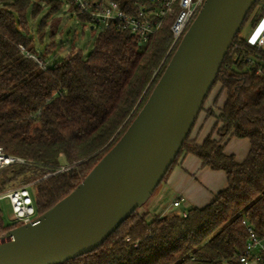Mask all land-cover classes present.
Masks as SVG:
<instances>
[{"label": "trees", "instance_id": "16d2710c", "mask_svg": "<svg viewBox=\"0 0 264 264\" xmlns=\"http://www.w3.org/2000/svg\"><path fill=\"white\" fill-rule=\"evenodd\" d=\"M43 1L49 8L38 23L41 42L64 4ZM116 1L128 10L136 8L135 0ZM261 2L250 9L211 90L221 85L215 104L226 94L219 113L208 109L218 119L217 136L199 144L189 134L164 178L181 156L192 154L203 166L224 170L227 189L207 206L190 208L186 216H152L137 209L101 246L62 264H245L240 257L249 234L243 220L264 236V49L250 45L242 29ZM43 11L35 0H0V146L28 160L0 169V191L16 180L22 185L35 181L31 191L38 214L71 193L118 141L179 44L172 45V16L143 44L129 31L111 26L96 34L87 54L70 49L43 69L19 47L38 53L29 12L37 18ZM75 11L92 28L89 18ZM263 15L264 8L253 27ZM56 35L53 30L52 41L40 53L46 60L56 52ZM232 137L250 140L243 162L225 152ZM63 166L69 168L58 172ZM17 225L6 223L0 209V233Z\"/></svg>", "mask_w": 264, "mask_h": 264}, {"label": "water", "instance_id": "95a60500", "mask_svg": "<svg viewBox=\"0 0 264 264\" xmlns=\"http://www.w3.org/2000/svg\"><path fill=\"white\" fill-rule=\"evenodd\" d=\"M256 1H204L125 132L71 193L0 238V264H62L91 252L152 196Z\"/></svg>", "mask_w": 264, "mask_h": 264}, {"label": "built area", "instance_id": "2783aa9c", "mask_svg": "<svg viewBox=\"0 0 264 264\" xmlns=\"http://www.w3.org/2000/svg\"><path fill=\"white\" fill-rule=\"evenodd\" d=\"M80 13L89 18L92 29H105L115 26L129 31L137 36L140 43H147L151 37L160 30L163 22L172 16L170 25L173 34V46L177 45L185 32L199 13L205 0H135L134 10L124 8L121 2L116 0H67ZM252 46L264 48V15L253 28L252 33L246 38ZM20 49L25 56L35 60L43 69L48 68L49 61L40 54L29 50L20 44ZM28 160L14 154L7 153L0 146V169L13 164H25ZM63 166L58 172L68 169ZM32 183L15 187H9L0 191V201L8 199L12 208L13 221L18 225L33 222L39 214L36 211ZM183 199L176 200L175 206H179ZM186 216L187 211L179 213ZM248 232V240L245 251L240 259L245 264H264V236L257 234L255 228L243 220ZM6 232L0 233V238Z\"/></svg>", "mask_w": 264, "mask_h": 264}, {"label": "crops", "instance_id": "0c3cea01", "mask_svg": "<svg viewBox=\"0 0 264 264\" xmlns=\"http://www.w3.org/2000/svg\"><path fill=\"white\" fill-rule=\"evenodd\" d=\"M35 1L43 5L44 9L46 7L49 8V4L46 1ZM70 5L67 0H64L61 10L56 14L61 15L65 9L70 12V16L77 17L75 9ZM262 8H264V0L258 5L252 18L246 24V30L242 32V37L247 38L252 33L254 28L253 20ZM60 18L62 20V17ZM49 57L47 61H49ZM221 98L225 100V93L221 95ZM215 99L216 96L210 104H207L209 100L207 99L205 108L201 110L191 130L190 139L195 140L199 144H202L210 135L217 136L215 126L218 123V119L214 115H208V109L216 105ZM224 102L222 105L219 102L217 107H222ZM215 112L217 114V110ZM224 148L227 154L234 155L238 162H243L249 154L251 143L248 138L232 137L226 140ZM227 187L228 175L224 170H214L203 166L202 160L195 155H183L179 158L167 178L155 190L154 198L151 200L146 212L160 216H173L180 212L188 211L192 207L202 208L213 202L219 193L226 190ZM179 199H183L181 204L175 206L174 202Z\"/></svg>", "mask_w": 264, "mask_h": 264}, {"label": "rangeland", "instance_id": "374dc122", "mask_svg": "<svg viewBox=\"0 0 264 264\" xmlns=\"http://www.w3.org/2000/svg\"><path fill=\"white\" fill-rule=\"evenodd\" d=\"M72 8L74 6L71 4L70 5ZM48 7L44 9V11L37 17L33 18L29 12V20H30V32L32 35L35 37L36 41V51L38 54L42 53L46 47L47 44H49L52 41L51 33L53 30L56 31V41L58 43V49L55 54H52L49 57V62L50 64H53L55 60L59 61L63 59V56L73 49H82L84 54H87L90 52V50L93 47L94 40L96 37V34L101 30L99 28H94L91 29L89 24H85L81 22L77 17L75 16H70V12L67 10H63L61 15H54L53 18L50 21L49 26L46 28L45 36L43 37V42H41L40 35L38 34V23L41 18V16L46 12ZM62 17V20L61 18ZM62 21V22H61ZM61 22V24H60ZM60 24V25H59ZM58 25V27H57ZM246 26V25H245ZM243 27L242 32L246 30V27ZM220 84H217L211 94L208 97V103L210 104L215 96H218V93L220 91ZM225 99H226V94H225ZM224 98H219L218 103L213 106L215 110H217V113H219L221 107H217V105L220 104L222 105ZM206 104V103H205ZM205 108V105H204ZM35 181H32L31 183L33 184ZM22 183H20L19 180H16L11 183L9 187H15V186H20ZM8 187V188H9ZM140 207L138 208V211L141 213H144L147 211V208L151 202V200L154 198L153 195ZM0 209L3 213L4 220L6 223H11L13 221V213H12V208L10 205V202L8 199H4L0 201ZM152 216L154 214L151 213ZM7 232V231H6Z\"/></svg>", "mask_w": 264, "mask_h": 264}]
</instances>
